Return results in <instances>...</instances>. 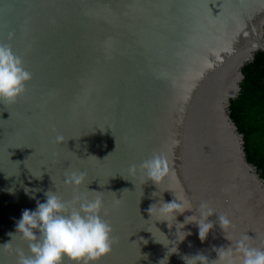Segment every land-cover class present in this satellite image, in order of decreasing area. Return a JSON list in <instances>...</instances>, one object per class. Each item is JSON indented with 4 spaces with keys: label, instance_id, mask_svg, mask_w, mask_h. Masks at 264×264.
I'll use <instances>...</instances> for the list:
<instances>
[{
    "label": "water",
    "instance_id": "water-1",
    "mask_svg": "<svg viewBox=\"0 0 264 264\" xmlns=\"http://www.w3.org/2000/svg\"><path fill=\"white\" fill-rule=\"evenodd\" d=\"M0 42L32 74L0 102V264L28 252L12 235L48 190L102 198L117 243L95 264L212 261L242 234L264 249V178L230 114L243 67L264 52V0H0ZM154 153L171 169L159 187L139 170ZM73 171L86 173L78 189L64 182ZM161 199L193 209L169 228L147 211ZM201 202L217 213L204 241L195 223L177 225ZM218 214L234 227L224 233Z\"/></svg>",
    "mask_w": 264,
    "mask_h": 264
},
{
    "label": "clouds",
    "instance_id": "clouds-1",
    "mask_svg": "<svg viewBox=\"0 0 264 264\" xmlns=\"http://www.w3.org/2000/svg\"><path fill=\"white\" fill-rule=\"evenodd\" d=\"M13 37L14 33H9L8 38ZM31 79L32 74L25 68L22 58L13 51L10 44L0 42V102L14 103L26 91V84ZM56 142H64V137L57 135ZM139 170L158 187L171 172L169 160L162 153H154L144 160L139 165ZM129 172L135 175L137 166L130 165ZM85 177L84 172H66L64 182L78 189ZM44 196L46 200H37L35 210H23L16 223V232L12 238L19 234L28 243L27 253L23 249L15 250L17 264H63L65 258L72 264H95L112 251L117 237L113 235L110 221L104 218L107 211L104 210L100 196L94 199L74 196L72 200L66 201L52 190L46 191ZM191 209L193 205L187 199L180 202L176 199L164 202L161 199L159 204L150 205L147 211L151 218L157 214L161 217L158 220L167 221L171 228L173 223L170 221H175L177 214ZM195 209L197 214L186 217L184 223L177 225L182 229L186 223H195L199 229V238L204 241L214 227L209 217L217 213L208 202H201ZM102 210L104 215H101ZM218 223L224 233L234 227L227 214H218ZM183 233L180 240L190 234ZM250 240L247 234H242L231 246L214 248L218 256L216 260L209 261L203 253L185 256L184 260L186 264H237L234 257L239 254V264H264V249L251 246ZM3 247L6 251L11 250V243H6Z\"/></svg>",
    "mask_w": 264,
    "mask_h": 264
},
{
    "label": "trees",
    "instance_id": "trees-1",
    "mask_svg": "<svg viewBox=\"0 0 264 264\" xmlns=\"http://www.w3.org/2000/svg\"><path fill=\"white\" fill-rule=\"evenodd\" d=\"M241 91L231 99L230 114L243 134L247 159L264 178V52L243 67Z\"/></svg>",
    "mask_w": 264,
    "mask_h": 264
}]
</instances>
